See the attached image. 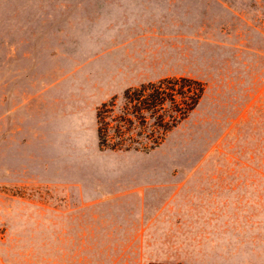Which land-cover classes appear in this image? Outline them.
<instances>
[{
	"label": "rangeland",
	"instance_id": "374dc122",
	"mask_svg": "<svg viewBox=\"0 0 264 264\" xmlns=\"http://www.w3.org/2000/svg\"><path fill=\"white\" fill-rule=\"evenodd\" d=\"M142 1L153 10L142 20L153 29L157 57L146 55L144 84L182 77L201 83L206 98L216 97L229 80L237 88L246 81L258 103L264 99V0ZM90 2L0 0V264H68L70 254L52 249L59 236L74 235L93 243L87 257L106 264L118 255L107 251L112 240L107 226L114 221L146 224L149 241L156 243L146 256L161 258L147 264L206 263L180 251L183 246L174 247L183 242L181 224L187 217L200 223L204 216L201 194L176 186L187 182L186 173L211 171L206 160L217 156L219 129L201 128L200 98L153 149L99 150L96 110L115 99L106 120L113 128L124 90L106 98L107 89L94 91L105 77L93 62L77 67L92 53L103 55L96 50L100 42L94 47L91 41H104L97 30L112 17L105 5ZM133 128L143 130L139 123ZM258 132L256 141L264 142V128ZM112 189L132 198L123 211L101 205L92 213V224H85V217L75 219L86 214L76 195H106ZM195 232L193 242H201ZM126 257L127 264H137L131 252Z\"/></svg>",
	"mask_w": 264,
	"mask_h": 264
},
{
	"label": "crops",
	"instance_id": "0c3cea01",
	"mask_svg": "<svg viewBox=\"0 0 264 264\" xmlns=\"http://www.w3.org/2000/svg\"><path fill=\"white\" fill-rule=\"evenodd\" d=\"M89 4L105 5L104 11L112 17L102 26L99 25L100 29L97 30L104 33V41L100 39L95 42L97 44L91 41L94 47L100 42L101 46L96 50L103 55L95 57L92 53V57L83 59L77 67L85 68L86 64L83 63L93 62L92 67L105 77L101 84H95L94 91L105 92L102 90L107 89L106 98L144 84L146 55H152L150 59L157 58L153 56L155 52L151 46L153 29L151 25L146 28L142 20L143 15H151L152 8L142 0H92ZM141 28L147 29L144 37H149V40L142 37ZM148 43L150 48L146 49L144 46ZM246 83L237 88L232 87L234 83L229 80L225 88L217 90L216 97L201 96V128L219 129L217 156L206 160L209 166L206 170L211 171L186 173L182 177L187 182L176 186L186 192L201 194L204 216L200 223H195L188 216V220L181 224L185 231L181 237L183 242L174 244V247L183 246L180 249L183 253L195 254L194 260L206 262L201 264H256L264 261V248L258 247L264 244V142L256 141L258 128H264V99L258 103L257 94L251 92L250 87H244ZM76 196L82 198L79 206L86 214L72 217H85L87 225L93 223L95 216L92 213L97 206L104 205L109 207L106 211L120 212L124 210L121 207L128 206L129 199H132L116 189L107 191L106 195L89 192ZM174 225L176 228L177 224ZM107 228L110 230L107 235L112 239L107 243L110 245L107 251L118 255L106 259V264L122 260L127 264L129 259L122 258V255L128 252L134 254L131 260L137 264L161 260L154 255L146 256L154 253L156 243L154 239L149 241L151 237L145 223L114 221ZM194 230H199L195 235L201 242H193ZM87 231H90L89 227ZM87 237H90V233ZM56 241L58 245L52 251L70 254L68 264H98L97 260L87 257L93 250V243L88 238L82 241L79 235L69 239L59 236ZM82 252L85 254L83 257Z\"/></svg>",
	"mask_w": 264,
	"mask_h": 264
},
{
	"label": "trees",
	"instance_id": "16d2710c",
	"mask_svg": "<svg viewBox=\"0 0 264 264\" xmlns=\"http://www.w3.org/2000/svg\"><path fill=\"white\" fill-rule=\"evenodd\" d=\"M202 93L201 83L182 77L166 78L124 90L121 94L123 108L118 109L121 113L113 128L106 124V120L116 106L115 99L111 98L96 110L97 148L140 152L153 149L160 143L164 133L196 107ZM150 120L153 128H145ZM134 123L143 126L142 132L135 131L137 128H133Z\"/></svg>",
	"mask_w": 264,
	"mask_h": 264
}]
</instances>
